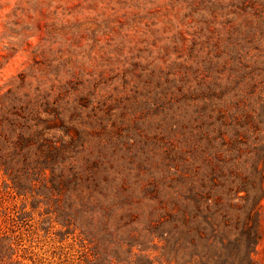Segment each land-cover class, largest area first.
<instances>
[{"label":"rangeland","instance_id":"1","mask_svg":"<svg viewBox=\"0 0 264 264\" xmlns=\"http://www.w3.org/2000/svg\"><path fill=\"white\" fill-rule=\"evenodd\" d=\"M0 264H264V0H0Z\"/></svg>","mask_w":264,"mask_h":264}]
</instances>
